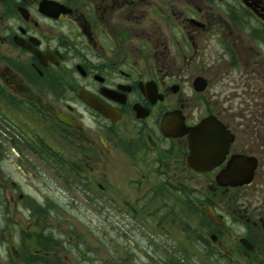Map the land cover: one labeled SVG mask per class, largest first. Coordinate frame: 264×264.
<instances>
[{
    "label": "flooded vegetation",
    "instance_id": "obj_1",
    "mask_svg": "<svg viewBox=\"0 0 264 264\" xmlns=\"http://www.w3.org/2000/svg\"><path fill=\"white\" fill-rule=\"evenodd\" d=\"M209 118L229 147L198 171L186 130ZM0 121V159L43 182L38 214L64 225L10 260L80 257L59 194L138 217L161 263L264 264V0H0ZM239 159L249 183L218 178ZM10 183V203L36 200Z\"/></svg>",
    "mask_w": 264,
    "mask_h": 264
},
{
    "label": "rangeland",
    "instance_id": "obj_2",
    "mask_svg": "<svg viewBox=\"0 0 264 264\" xmlns=\"http://www.w3.org/2000/svg\"><path fill=\"white\" fill-rule=\"evenodd\" d=\"M5 125V121H0V128L5 130ZM4 137L1 136L0 139L6 145ZM24 170L27 171L26 168ZM5 177H7L6 182ZM12 180L20 182L22 184L21 191L32 192L34 194L32 198L36 200L33 201L29 198L28 201H21L15 194L17 196L16 203H10L8 196H3V192L0 191V264H9L11 263L10 258L16 257V250L11 248L12 245H15L19 251L26 252L29 250L31 255L33 252L36 253L40 248L38 236L44 224L46 232L56 237L59 236V229H63L60 226H64L57 222L56 208H53L52 212L50 211L46 216L32 211L28 203L33 202L37 205L38 202L42 201L40 188H44L43 182L40 179L34 181L39 188L35 192L33 187L28 186L22 170L14 167L9 158L3 156L0 159V185L7 187L9 191ZM51 184L55 187L54 182ZM63 200L65 199H62L59 194H53L50 201L57 205V208L63 209L69 217H73L74 242L77 243V253L80 257L75 255L72 264H95L101 261L105 264H120V262L126 264H159L157 260L151 257L155 245L151 240L152 231L138 230V217L123 215L115 211H112L109 216L102 215L96 210L94 211L86 201L80 199L71 201L73 206L71 209L67 206L69 201ZM61 204H63L62 207ZM111 204L114 205L116 202L112 201ZM65 229H68V226ZM76 236H78L77 240ZM128 251L133 254L132 260ZM22 255L28 254L22 253ZM189 264L199 263L196 259L195 262Z\"/></svg>",
    "mask_w": 264,
    "mask_h": 264
},
{
    "label": "water",
    "instance_id": "obj_3",
    "mask_svg": "<svg viewBox=\"0 0 264 264\" xmlns=\"http://www.w3.org/2000/svg\"><path fill=\"white\" fill-rule=\"evenodd\" d=\"M203 81L205 80L202 77L196 79L197 90H201L204 87ZM58 116L64 119L62 116ZM217 122L215 119L209 118L186 130L189 132L191 148L190 165L195 170L207 171L212 169L226 155L229 146L227 134L224 132L221 123ZM213 136L219 137V142L214 143L212 141ZM242 164V159H239L238 163L236 160H231L218 178L235 177V181L232 182L235 185L249 182L253 177L255 164L251 167H244ZM241 241L246 247H252V244L247 239L242 238Z\"/></svg>",
    "mask_w": 264,
    "mask_h": 264
},
{
    "label": "trees",
    "instance_id": "obj_4",
    "mask_svg": "<svg viewBox=\"0 0 264 264\" xmlns=\"http://www.w3.org/2000/svg\"><path fill=\"white\" fill-rule=\"evenodd\" d=\"M33 205H31V209H32V211L34 212V213H40L42 210H41V206L39 205V204H34V203H32ZM54 236V235H53ZM53 236H52V234H50V238H52L53 240H55L54 238H53ZM39 237V236H38ZM40 243V242H39ZM48 246H47V248L49 247V245H50V242H48V244H47ZM49 249V248H48ZM29 252V250H26V252H24V253H28ZM129 252V254H130V259L132 260V253L130 252V251H128ZM30 254V253H29ZM37 258V257H36ZM16 264H20L19 262H16ZM118 264V263H117ZM129 264V263H128ZM133 264V263H132ZM171 264H176V263H171Z\"/></svg>",
    "mask_w": 264,
    "mask_h": 264
}]
</instances>
